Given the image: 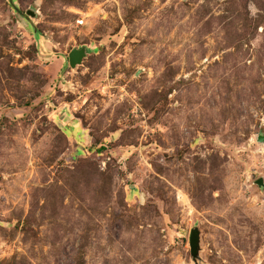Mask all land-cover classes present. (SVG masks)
<instances>
[{
	"label": "rangeland",
	"instance_id": "1",
	"mask_svg": "<svg viewBox=\"0 0 264 264\" xmlns=\"http://www.w3.org/2000/svg\"><path fill=\"white\" fill-rule=\"evenodd\" d=\"M259 178L264 0H0V264H264Z\"/></svg>",
	"mask_w": 264,
	"mask_h": 264
},
{
	"label": "water",
	"instance_id": "2",
	"mask_svg": "<svg viewBox=\"0 0 264 264\" xmlns=\"http://www.w3.org/2000/svg\"><path fill=\"white\" fill-rule=\"evenodd\" d=\"M84 55H85L84 48L71 50L68 56L70 66H75L76 64L80 63ZM256 184H258V186L260 187H264V182L262 178L257 179ZM198 242H199L198 229L193 228L191 229L189 234V247H190V254L194 259L197 257L198 254V245H199Z\"/></svg>",
	"mask_w": 264,
	"mask_h": 264
}]
</instances>
